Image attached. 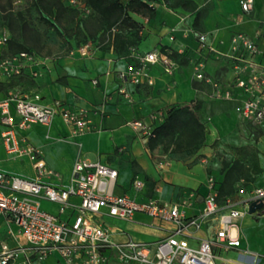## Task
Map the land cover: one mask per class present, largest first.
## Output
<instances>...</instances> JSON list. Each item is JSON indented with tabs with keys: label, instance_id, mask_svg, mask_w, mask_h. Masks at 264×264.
Returning a JSON list of instances; mask_svg holds the SVG:
<instances>
[{
	"label": "crops",
	"instance_id": "obj_1",
	"mask_svg": "<svg viewBox=\"0 0 264 264\" xmlns=\"http://www.w3.org/2000/svg\"><path fill=\"white\" fill-rule=\"evenodd\" d=\"M193 1L198 6L195 13L171 9L161 3L157 5L156 19L148 21L135 16L143 25L139 52L158 50L168 56L174 53L178 61L174 60L178 68L173 75L165 74L161 65L149 66L147 73L154 84L137 87L121 83L120 74L126 70L128 63L112 47L105 49L95 43L88 56H72L70 51L81 46L76 38L60 36L47 28L28 6L16 12L7 7L6 11L0 9L4 26L0 30V38L4 34L9 37L7 44L0 45V62L24 51L37 59L36 64L24 69L30 78L12 88L8 87L9 80L0 70V84L6 85L0 89V101L15 91L43 106L60 101L70 109L86 112L93 129L84 134H75L60 117L55 118L50 126L34 125L28 131L16 132L20 146L31 145L41 151L47 167L57 174L49 180L57 187L70 184L74 165L82 158L117 171L112 191L118 196H128L137 202L154 200L161 205H175L194 194L191 205L184 209L187 217H194L202 209L210 192L208 180L213 178L219 204L223 205L231 198L241 202L239 210L246 211L231 231L240 240V247L227 250L216 248L217 264L219 261L222 264H264V206L249 214L250 204L247 207L244 205L253 190L264 189V134L256 139L254 156H239L229 164L216 159L211 145L220 137L219 127L213 117H205L203 112L201 121L208 120L209 124L203 122L207 128L205 143L197 151L185 147L177 149L174 137H164L153 143V139L136 132L129 125L135 121L150 124V117L156 115L157 120L153 124L158 127L171 108L185 107L194 101L221 107L223 112L220 115L224 118L219 120H228L230 126L240 124L239 119L247 122L236 111L245 98L241 92L234 90L231 100L218 98L212 86L194 79L193 64L197 60L202 61L207 76L221 89L231 88L236 77L235 62L229 58L232 53L231 39L235 34L243 33L258 47L260 54L256 60L264 66V0H255L252 10L246 14L241 10L240 0ZM198 13L201 17L196 26ZM195 31L206 35L208 47L215 48L224 56L217 58L207 49L197 52L199 34ZM171 35L174 41L170 40ZM121 88L128 91L130 100L119 93ZM37 96L39 100H36ZM14 117L18 119L15 113ZM253 125L264 132L263 127ZM3 132L4 127L0 124V137ZM166 162L169 166H160ZM225 164H228L226 169ZM228 171L230 176L225 180ZM0 172L28 179L36 176L34 165L27 156L11 154L4 145H0ZM247 177L250 180L246 183ZM136 179L144 184L140 191L133 187ZM241 190L243 193H240ZM71 201L79 204L78 198L73 197ZM40 205L44 211L64 221H72L75 216L73 210L60 214L58 204L41 200ZM219 215L194 232L190 240L192 246L203 240L215 239ZM94 220L109 228L115 244L129 241L155 244L167 238L172 228L170 223L141 213H137L132 221H121L109 217L104 211ZM2 241L12 247L19 244L16 228L6 216L0 215ZM217 251L234 256L222 258ZM107 255L111 259L110 264H123L118 262L113 252ZM33 264L64 262L57 253H53L43 262Z\"/></svg>",
	"mask_w": 264,
	"mask_h": 264
},
{
	"label": "built area",
	"instance_id": "obj_2",
	"mask_svg": "<svg viewBox=\"0 0 264 264\" xmlns=\"http://www.w3.org/2000/svg\"><path fill=\"white\" fill-rule=\"evenodd\" d=\"M68 1L81 12L89 11L81 1ZM254 2L255 0H240L243 13H249ZM170 40H175L173 35ZM8 41V35L4 34L0 38V45H5ZM198 41L199 52L207 49L217 58L224 56L215 48L208 47L206 35L199 34ZM92 48V43H85L72 49L70 55L86 57ZM231 51L229 58L235 62L236 72L231 88L221 89L218 83L205 74V64L199 60L193 64V77L212 86L214 94L220 99L231 100L234 90H239L245 98L237 107V114L241 119L264 128V66L256 60L260 51L253 40L243 33L232 37ZM132 54L137 63L128 64L120 74L121 83H130L136 87L143 84L152 86L154 81L147 73L149 66L161 65L167 75H173L178 68L172 58L158 50L144 54L133 50ZM36 63L37 59L33 54L21 52L1 61L0 70L6 77L20 75L27 66ZM119 93L130 100V94L125 88H121ZM36 100H39L38 96ZM14 113L18 119H15ZM57 117L62 118L75 134H84L93 129L86 112L70 109L60 101L43 106L15 91L0 101V124L4 127L0 145H4L11 154L27 156L36 172L34 179L0 172V215L6 216L16 228L17 234L28 243L27 247L20 244L12 247L4 241L0 242V264L43 262L53 253H57L64 264H110L108 252H113L118 262L123 264H217L216 248L227 250L240 247V240L231 231L246 211L239 210L241 202L231 198L220 205L213 178L208 180L210 192L202 209L194 217H187L184 211L191 205L194 194L175 205H161L154 200L137 202L128 196L115 195L112 190L118 173L99 162L79 158L68 186L57 187L50 183L49 180L57 177V174L47 167L41 151L31 145H19L16 132L28 131L34 125L50 126ZM150 120V124L135 121L129 125L145 137H154L156 127L153 123L157 116H151ZM160 166L169 164L161 163ZM133 187L140 191L144 184L136 179ZM73 197L79 199V204L71 201ZM41 200L58 204L60 214L73 210V220L64 221L44 211L40 205ZM257 200L264 201V189L253 190L244 205L247 207ZM104 211L109 217L121 221H132L137 213H141L170 223L172 228L167 238L155 244L134 241L115 244L111 240L109 228L94 220ZM218 214L219 228L215 239L203 240L197 246H192L190 240L193 239L194 232Z\"/></svg>",
	"mask_w": 264,
	"mask_h": 264
},
{
	"label": "trees",
	"instance_id": "obj_3",
	"mask_svg": "<svg viewBox=\"0 0 264 264\" xmlns=\"http://www.w3.org/2000/svg\"><path fill=\"white\" fill-rule=\"evenodd\" d=\"M5 1V6L0 4V9L4 11H6L7 5L11 6L16 0ZM24 1L29 3L30 11L33 10L35 14H38L40 21L58 35L76 38L80 45L96 43L97 46L103 45L105 49L112 47L119 56L126 58L128 64L137 63L132 51L139 52V43L142 41L140 32L143 30V25L135 19V16L152 21L157 17V5L161 3L171 9H184L192 13H195L198 7L193 0H83L85 7L96 16V22L92 26L83 23L82 12L67 5L65 0ZM200 17L201 14L198 13L195 19L196 26H198ZM195 33L199 34V31H195ZM79 35L83 36L82 42ZM197 52H199V47ZM139 53L144 54L143 52ZM169 56L178 62L174 53ZM7 78L9 80L8 87L12 88L30 77L22 72L20 75ZM3 86L6 85L0 84V89ZM202 109L201 101H194L185 107L171 108L167 112L164 122L155 128L154 137L148 138L153 139L154 143L164 137H174L177 149L185 147L190 151L199 150L205 143L207 132L205 124L201 121ZM227 167L228 164H225L224 169ZM229 171L226 173L225 180L230 176L231 171Z\"/></svg>",
	"mask_w": 264,
	"mask_h": 264
},
{
	"label": "rangeland",
	"instance_id": "obj_4",
	"mask_svg": "<svg viewBox=\"0 0 264 264\" xmlns=\"http://www.w3.org/2000/svg\"><path fill=\"white\" fill-rule=\"evenodd\" d=\"M83 3V0H78ZM67 5H70L68 0H65ZM1 5L6 4L5 0H2ZM29 5L28 2L24 0H16L12 3L11 6H6L7 9H11L13 12L16 10H20L21 8ZM71 6V5H70ZM83 23L91 24L92 26L95 24L96 16L95 14L89 9L88 12L83 11ZM1 18V14H0ZM18 24H15L17 26ZM2 20L0 19V30L3 28ZM80 41H83V36H78ZM221 110V111H220ZM202 112L204 113V116L209 115L213 117L217 123V127H219L220 137L217 139L212 145L211 148L214 151V154L216 156L217 160H223L224 162L234 163L235 160H237V157L241 156H254L255 154V148H256V139L264 132L260 130L258 127L254 126L251 123L243 122L239 119L240 124H236L234 127L233 125H229L228 120H219V118H224L220 113L223 112L222 108L219 106H215L214 103H209L203 101V109ZM229 116V115H227ZM205 124H209L208 120H204ZM245 173V172H242ZM249 177H252V174L247 173L246 174ZM245 176V175H244ZM248 178V177H247ZM250 179H245L246 183ZM239 184H241L239 182ZM243 184H245L243 182ZM19 244L23 247H27L28 243L27 240L22 237L21 235H18ZM222 258H229L233 257L234 255L231 253H224L217 251ZM218 264H222L221 261L218 262Z\"/></svg>",
	"mask_w": 264,
	"mask_h": 264
},
{
	"label": "water",
	"instance_id": "obj_5",
	"mask_svg": "<svg viewBox=\"0 0 264 264\" xmlns=\"http://www.w3.org/2000/svg\"><path fill=\"white\" fill-rule=\"evenodd\" d=\"M202 201H203V199H202ZM263 206H264L263 200H257V201L252 202L249 206V214H253L256 211L261 210L263 208Z\"/></svg>",
	"mask_w": 264,
	"mask_h": 264
}]
</instances>
